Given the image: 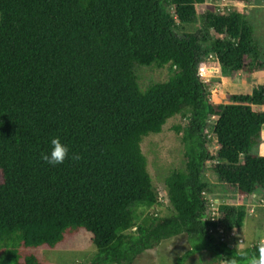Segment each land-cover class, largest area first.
Instances as JSON below:
<instances>
[{"label":"trees","instance_id":"obj_1","mask_svg":"<svg viewBox=\"0 0 264 264\" xmlns=\"http://www.w3.org/2000/svg\"><path fill=\"white\" fill-rule=\"evenodd\" d=\"M206 1L0 0V264H43L25 250L54 248L80 229L97 248L89 264H132L178 235L191 248L177 264L201 250L214 264L258 255L257 243L240 256L209 232L241 228L247 208L220 203L212 221L204 172L215 161L227 190L264 193V155L251 153L264 131V83L215 103L200 68L253 73L264 61L238 11L207 8L200 29L177 33ZM136 64L169 65L170 75L142 87ZM176 115L187 123L176 126L185 164L165 180L174 212L139 218L138 207L158 203L143 139ZM55 137L69 153L52 165L41 153L50 154Z\"/></svg>","mask_w":264,"mask_h":264},{"label":"rangeland","instance_id":"obj_2","mask_svg":"<svg viewBox=\"0 0 264 264\" xmlns=\"http://www.w3.org/2000/svg\"><path fill=\"white\" fill-rule=\"evenodd\" d=\"M207 8H212L219 13H229L238 11L245 15L254 28V37L261 49V56L264 61V0H256L254 4L242 5L230 2L228 0H207L203 4H198V16L192 23H178L177 33L195 32L202 27L201 15ZM172 11L171 8H168ZM212 37H218L213 30H210ZM214 58V56L212 57ZM138 81L142 87H145L151 81H164L170 75L169 65H135ZM200 72L205 80L206 86L210 91V100L212 102L228 103V94L251 93L253 88L264 83V71L249 73L239 71L232 74H223L218 68L209 69L202 66ZM215 117L211 118L213 123ZM187 120L181 115L170 118L163 126L160 133H151L143 139L142 150L148 158V168L153 178L154 188L158 195V203L151 207L140 206L136 210L139 218L151 213L159 216L169 215L174 212L173 206L169 200L167 186L165 183L167 175L184 166L185 150L182 141V131H178L176 126H185ZM212 134V128L208 129ZM212 139L209 148L216 153L218 144L216 137L211 135ZM251 153L264 155V131L261 142L251 149ZM215 161H208L204 172V180L209 184V189L205 196L210 206L217 209L220 203L235 205H245L247 216L244 225L238 228L236 235H226L225 238L231 242L233 247L242 249L246 246L258 243L259 239L264 237V193L257 192L246 196H240L234 190H227L214 172L212 166ZM1 181V176H0ZM229 189V188H228ZM218 238L219 235H216ZM229 236V237H228ZM191 244L185 235H178L163 240L152 249L145 250L132 264H177L178 258L183 255ZM39 256L43 264H89L97 251L92 242L91 232L80 229L77 233L67 234L65 239L54 248L40 246L35 249H26ZM184 264H214L206 250L198 251L184 261ZM220 264H227L221 262Z\"/></svg>","mask_w":264,"mask_h":264},{"label":"clouds","instance_id":"obj_3","mask_svg":"<svg viewBox=\"0 0 264 264\" xmlns=\"http://www.w3.org/2000/svg\"><path fill=\"white\" fill-rule=\"evenodd\" d=\"M51 152L49 153H41V158L45 162L56 165L63 163L65 159L68 157L69 147L65 145L59 137H55L51 140ZM73 160H79L80 156L78 154L73 153L72 155ZM240 241L237 244V251L235 254L240 256H245L244 253L240 252L238 249V245L241 243ZM258 255H252L251 257H246L247 264H264V237L259 239L256 245ZM230 264H239V261L235 258L230 260Z\"/></svg>","mask_w":264,"mask_h":264},{"label":"built area","instance_id":"obj_4","mask_svg":"<svg viewBox=\"0 0 264 264\" xmlns=\"http://www.w3.org/2000/svg\"><path fill=\"white\" fill-rule=\"evenodd\" d=\"M207 213H208L209 218L212 221H218L219 220V206L214 211V209L209 205ZM236 231H237L236 228L231 229V230H227L224 227L220 226L219 224H217L216 226H210V228H209V232L215 233L216 235H219L220 240L227 242L228 245H230L231 247H233L232 243L228 242V240L225 238V236L226 235L234 236V235H236ZM240 241H242V239Z\"/></svg>","mask_w":264,"mask_h":264},{"label":"crops","instance_id":"obj_5","mask_svg":"<svg viewBox=\"0 0 264 264\" xmlns=\"http://www.w3.org/2000/svg\"><path fill=\"white\" fill-rule=\"evenodd\" d=\"M255 2H256V0H254V1H252V2H249V3H246V4H244V5H250V4L252 5V4H254ZM242 5H243V4H242ZM256 72H257V71H256ZM148 250H149V249H148ZM141 254H142V253H141ZM141 254H140V255H141ZM140 255H139V256H140ZM139 256H138V257H139ZM138 257H137L136 259H138Z\"/></svg>","mask_w":264,"mask_h":264}]
</instances>
